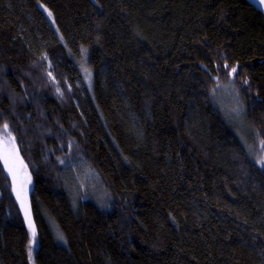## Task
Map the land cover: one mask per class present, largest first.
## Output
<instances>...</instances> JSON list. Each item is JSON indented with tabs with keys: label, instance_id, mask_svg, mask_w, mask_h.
Segmentation results:
<instances>
[{
	"label": "trees",
	"instance_id": "obj_1",
	"mask_svg": "<svg viewBox=\"0 0 264 264\" xmlns=\"http://www.w3.org/2000/svg\"><path fill=\"white\" fill-rule=\"evenodd\" d=\"M228 81L264 153V18L246 0H0V131L36 235L30 250L0 157V264H264V167L214 101ZM77 160L103 203H74Z\"/></svg>",
	"mask_w": 264,
	"mask_h": 264
},
{
	"label": "rangeland",
	"instance_id": "obj_2",
	"mask_svg": "<svg viewBox=\"0 0 264 264\" xmlns=\"http://www.w3.org/2000/svg\"><path fill=\"white\" fill-rule=\"evenodd\" d=\"M84 66V63H82ZM85 85L91 88V76L88 70L84 73ZM214 101L221 109L225 118L233 128L236 136L246 149L249 156L259 165L258 161L264 160V153L262 150L263 143L260 137L253 130L246 120L244 111V102L240 98L237 88L231 81L220 84ZM7 155L9 158V165L12 171L15 172V180L9 172L8 167H5L7 173L12 179L14 192L20 193L18 200L26 219L30 234V250L36 246L35 229L30 221L29 207H28V193L30 190L31 180L26 172L25 164L18 154V150L11 137L8 136L5 130L0 131V157L4 164L3 157ZM5 166V164H4ZM262 167V166H261ZM67 181L70 193L74 203L81 198H92L99 203H103L105 192L103 190V183L95 173V171L83 160L70 162L66 165Z\"/></svg>",
	"mask_w": 264,
	"mask_h": 264
},
{
	"label": "snow or ice",
	"instance_id": "obj_3",
	"mask_svg": "<svg viewBox=\"0 0 264 264\" xmlns=\"http://www.w3.org/2000/svg\"><path fill=\"white\" fill-rule=\"evenodd\" d=\"M261 3H264V0H261ZM46 11H47V10H46ZM48 15L51 16L52 13H51V12H48ZM231 71H232V73H235V72H236V68H232ZM245 82H246V81H245ZM7 127H8L7 124H5V125H4L5 130H7ZM3 159H4L5 167H8L9 172L12 174L13 179L15 180V172L12 171V168H11V166L9 165V158H8V156L5 155V156L3 157ZM258 163H260L261 166L264 167V160H262V161H258ZM14 190H15V189H14ZM17 198H18V199L20 198V193H19V192L17 193ZM33 235H35L34 232H33ZM61 239H62V237H61Z\"/></svg>",
	"mask_w": 264,
	"mask_h": 264
},
{
	"label": "water",
	"instance_id": "obj_4",
	"mask_svg": "<svg viewBox=\"0 0 264 264\" xmlns=\"http://www.w3.org/2000/svg\"><path fill=\"white\" fill-rule=\"evenodd\" d=\"M246 1L255 10L260 12L264 18V3H261V0H246Z\"/></svg>",
	"mask_w": 264,
	"mask_h": 264
}]
</instances>
